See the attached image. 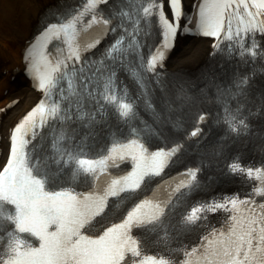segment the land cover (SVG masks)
I'll return each instance as SVG.
<instances>
[{"label": "snow or ice", "instance_id": "snow-or-ice-1", "mask_svg": "<svg viewBox=\"0 0 264 264\" xmlns=\"http://www.w3.org/2000/svg\"><path fill=\"white\" fill-rule=\"evenodd\" d=\"M106 2L86 0L84 11L66 17L64 23L51 25L45 35L55 31L57 39L61 34L70 37L66 41L71 50L68 59L79 62V45L74 46L79 35L77 23L85 12ZM169 7L172 20L165 16L158 0H148L142 9L145 16L153 15L154 8L157 10L164 37L162 46L148 61L149 71L164 58L169 39L175 36L178 27L181 0H169ZM200 18L203 35L219 39L223 33L224 39L235 38L242 44L245 38H254V34L264 35V0H211V3L204 0ZM233 19L237 20L235 29ZM96 22L92 17L89 26ZM103 23L108 21L103 20ZM119 44L120 41L112 46L109 56L119 51ZM92 47L95 44L87 45V48ZM255 47L253 43L245 51L255 55ZM47 64V70L37 77L39 90L46 97L51 96L62 80L67 81V88L59 89L56 103L49 105L41 100L10 136L9 159L0 170V264H181L167 256L149 254L142 241L132 235L134 227L146 232L158 227L164 214L159 203L137 204L119 224L104 227L103 219L96 220L104 214L109 197L135 191L146 176L158 175L165 158L172 153L154 152L146 156L143 144L132 139L113 142L103 155H90L88 141L94 135L97 116L103 117L104 105H111L124 119L132 114L133 105L123 95H117L110 78L99 92V100H103L104 105L95 111L86 109L85 102L96 97L97 89L85 74V68L78 70L79 76L74 70L69 77L67 72L61 71L62 66L68 67L63 60L55 64L49 60ZM73 124L87 131L80 134ZM44 128L49 129L47 139L41 137L29 148ZM125 155L135 162L133 171L126 176L111 177L109 161L115 166L117 156L124 160ZM231 167L234 172H243L264 184V169H243L235 163ZM105 175L109 178L97 190V183ZM82 184L88 185L90 190L78 192L76 189ZM255 194L264 197V187L256 188ZM227 204H231L235 214H230L226 224L204 236L199 247L186 250L187 259L183 264H264V203L255 205L254 201L234 198L224 204L193 208L185 221L194 224L201 219L200 213L214 212ZM146 208L152 211H144ZM98 225L93 233L92 229ZM194 257L198 259L193 260Z\"/></svg>", "mask_w": 264, "mask_h": 264}, {"label": "bare ground", "instance_id": "bare-ground-1", "mask_svg": "<svg viewBox=\"0 0 264 264\" xmlns=\"http://www.w3.org/2000/svg\"><path fill=\"white\" fill-rule=\"evenodd\" d=\"M18 1V2H17ZM0 0V12L3 13L1 25L5 26V37L1 38L2 45L0 43V97H2L3 89L7 86L8 90L4 96L7 101H11L14 98H20L18 103L14 107L7 108V119L19 113L22 109L28 106L36 93L30 85V82L23 78L19 73H4L2 70L8 68L14 64V58L19 55L17 47L12 46V41L17 40V44L21 46L24 44L25 37L28 35L32 24L37 20V15L43 8L46 2L49 0ZM184 47L179 49L177 53H174L179 62V65L187 64L192 66L197 64L202 54L206 51L208 41L203 37H188L187 41L183 42ZM13 49V54H7L9 49ZM184 66V65H183ZM15 75V79L11 80V77ZM24 81V82H23ZM12 83V85H10ZM16 83V84H15Z\"/></svg>", "mask_w": 264, "mask_h": 264}, {"label": "rangeland", "instance_id": "rangeland-1", "mask_svg": "<svg viewBox=\"0 0 264 264\" xmlns=\"http://www.w3.org/2000/svg\"><path fill=\"white\" fill-rule=\"evenodd\" d=\"M16 1H17V0H16ZM17 2H18V1H17ZM1 17H3V13H2V12H0V39L3 38V37H5V34H3L2 31H5V28H6L5 26H2V25H1V23H2V22H1L2 18H1ZM2 24H4V23H2ZM176 60H178V59L175 58V61H176ZM176 62H177V61H176ZM177 63H179V62H177ZM23 82H24V81H23ZM15 84H16V83H15ZM10 85H12V83H10ZM3 96H5V95H3ZM4 100H6V98L2 99L0 102H2V101L4 102Z\"/></svg>", "mask_w": 264, "mask_h": 264}]
</instances>
